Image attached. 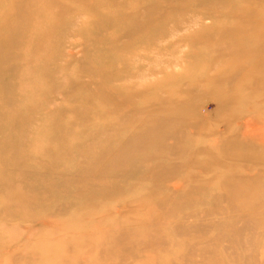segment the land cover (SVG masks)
Here are the masks:
<instances>
[{
    "label": "rangeland",
    "instance_id": "obj_1",
    "mask_svg": "<svg viewBox=\"0 0 264 264\" xmlns=\"http://www.w3.org/2000/svg\"><path fill=\"white\" fill-rule=\"evenodd\" d=\"M0 264H264V0H0Z\"/></svg>",
    "mask_w": 264,
    "mask_h": 264
}]
</instances>
